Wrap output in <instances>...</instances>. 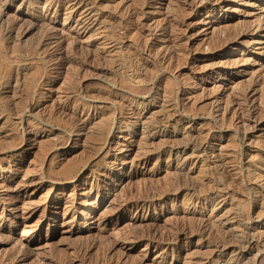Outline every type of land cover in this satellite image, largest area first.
I'll use <instances>...</instances> for the list:
<instances>
[{"label":"rangeland","instance_id":"374dc122","mask_svg":"<svg viewBox=\"0 0 264 264\" xmlns=\"http://www.w3.org/2000/svg\"><path fill=\"white\" fill-rule=\"evenodd\" d=\"M0 264H264V0H0Z\"/></svg>","mask_w":264,"mask_h":264},{"label":"bare ground","instance_id":"6f19581e","mask_svg":"<svg viewBox=\"0 0 264 264\" xmlns=\"http://www.w3.org/2000/svg\"><path fill=\"white\" fill-rule=\"evenodd\" d=\"M108 141V140H107ZM107 144V143H106ZM186 233H187V231H186ZM199 233V232H198Z\"/></svg>","mask_w":264,"mask_h":264}]
</instances>
